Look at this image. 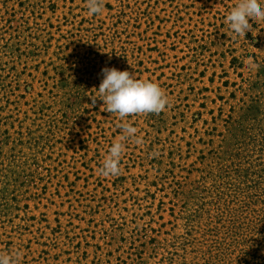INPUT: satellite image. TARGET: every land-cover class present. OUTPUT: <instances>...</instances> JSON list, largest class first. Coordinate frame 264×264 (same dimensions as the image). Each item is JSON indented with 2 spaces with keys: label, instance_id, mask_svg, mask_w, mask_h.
Listing matches in <instances>:
<instances>
[{
  "label": "rangeland",
  "instance_id": "rangeland-1",
  "mask_svg": "<svg viewBox=\"0 0 264 264\" xmlns=\"http://www.w3.org/2000/svg\"><path fill=\"white\" fill-rule=\"evenodd\" d=\"M238 2L0 0V255L264 264V22L235 36ZM105 67L157 83L166 107L105 112Z\"/></svg>",
  "mask_w": 264,
  "mask_h": 264
},
{
  "label": "clouds",
  "instance_id": "clouds-1",
  "mask_svg": "<svg viewBox=\"0 0 264 264\" xmlns=\"http://www.w3.org/2000/svg\"><path fill=\"white\" fill-rule=\"evenodd\" d=\"M90 14H100L102 10L101 0H88ZM230 31L238 37H244L249 33L252 24L264 22V4L259 0H239L227 15ZM103 79L96 96H90L92 103L102 101L105 112L117 114L124 118L133 114L159 113L167 105L168 101L161 87L150 80H141L127 70H118L115 67L101 69ZM137 128L124 124L121 127L120 139L111 144L105 155L100 174L104 177L117 175L121 156L125 150L124 141L135 136ZM0 264H11V258L0 255Z\"/></svg>",
  "mask_w": 264,
  "mask_h": 264
}]
</instances>
